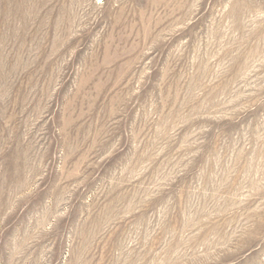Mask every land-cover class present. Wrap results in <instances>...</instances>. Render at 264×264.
<instances>
[{"label": "rangeland", "instance_id": "obj_1", "mask_svg": "<svg viewBox=\"0 0 264 264\" xmlns=\"http://www.w3.org/2000/svg\"><path fill=\"white\" fill-rule=\"evenodd\" d=\"M0 264H264V0H0Z\"/></svg>", "mask_w": 264, "mask_h": 264}]
</instances>
